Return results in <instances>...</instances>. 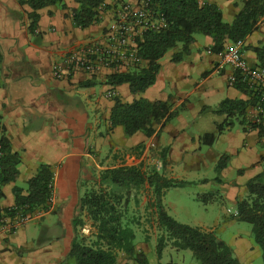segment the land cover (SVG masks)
Listing matches in <instances>:
<instances>
[{"label":"crops","instance_id":"0c3cea01","mask_svg":"<svg viewBox=\"0 0 264 264\" xmlns=\"http://www.w3.org/2000/svg\"><path fill=\"white\" fill-rule=\"evenodd\" d=\"M199 1L216 4L224 19L232 21L245 0ZM123 2L137 4L139 0H105L100 20L82 28L74 20L80 3L64 0L40 9L32 28L31 6L21 0H0V120L11 151L20 156L16 181L0 185V212L16 205V187L27 194L28 180L41 163L49 164L54 176L53 203L46 209L36 208L32 220L0 237V264H74L68 254L80 197L106 168L143 165L145 170L156 169L168 178L192 182L198 186L199 201V195L208 196L206 202L201 201L206 212L213 209L216 197L236 206L237 198L247 194L248 181L264 168V118L263 131L254 127V105H247L245 114L214 111L225 99L248 102L250 96L229 84L230 66L216 69L220 58L208 52L214 46L210 35L196 33L190 52L180 61H174L173 56L181 44L170 49L160 60L154 84L143 92H132L129 83L110 85L108 76L115 72L107 67L94 74L78 69L63 78L54 76V66L64 64L68 53L103 39L115 8ZM263 45L264 21L243 40L242 53L251 65L260 64L254 48ZM147 65L143 60L140 67ZM110 91L128 103L140 98L168 101L178 113L163 127L155 124L151 136L143 131L128 135L124 126L111 121L115 100L107 96ZM208 133L216 135L212 144L203 142ZM223 155L228 156V162L218 181L216 165ZM146 192L148 198L144 195L142 203L134 199L137 206L131 220L143 234L136 250L151 264L148 241L154 237L157 250L163 229L152 204V191L148 188ZM168 204L165 209L176 220L213 230L205 227V216L186 210L182 217L173 202ZM85 219L82 229L90 232L91 221ZM42 220L43 228L38 230ZM236 220L232 215L223 229ZM212 224H220L218 215ZM50 231L52 235L44 233ZM226 243L242 264H259L263 259L248 228L238 226ZM126 257L120 253L116 264H132Z\"/></svg>","mask_w":264,"mask_h":264},{"label":"trees","instance_id":"16d2710c","mask_svg":"<svg viewBox=\"0 0 264 264\" xmlns=\"http://www.w3.org/2000/svg\"><path fill=\"white\" fill-rule=\"evenodd\" d=\"M64 0H21L32 7V28L39 19L38 11L46 6L61 4ZM105 0H78L79 8L74 10L76 25L87 28L100 20L98 7ZM153 6L163 12L167 26L160 31L147 30L137 38L140 57L148 63L146 67H136L124 72H115L108 76L110 85L129 83L132 92L145 91L154 84L160 70L161 58L172 48L181 44V49L174 54V61H180L190 52V45L196 33L210 35L214 39V51L222 50L227 43L244 40L258 29L264 21V0H245L240 11L232 21H226L222 10L213 3H201L199 0H154ZM264 66V45L255 47ZM249 94L250 101L225 99L215 112L245 114L247 105H255L258 101L249 89L238 85ZM111 121L114 125L124 126L128 135L143 131L151 136L156 131L155 124L163 125L172 119L178 110H171L168 101H149L144 98L131 103L114 97ZM212 109V108H211ZM262 130V124H253ZM219 126V132L223 130ZM216 135L208 133L203 142L212 144ZM0 145L4 155L0 157L3 167L0 185L16 181L20 156L11 151L5 128L0 120ZM165 152L162 153V158ZM228 156L223 155L216 165V179L227 165ZM51 166L41 163L37 173L28 180L27 194L16 187V205L28 212L36 208L46 209L54 182ZM192 184L184 180L168 178L156 169L145 170L143 165H122L102 170L90 189L81 197L73 219L74 239L68 257L74 264H116L120 253L142 264H147L145 255L136 250V234L131 227L132 220L128 216L131 197L150 188L152 204L156 207L159 225L163 234L158 239L157 253L161 257L163 249L169 244L178 249H190L201 264H242L233 249L219 238L214 230L191 226L176 220L163 204L165 191L171 187ZM247 194L237 198V219L252 225L253 237L261 247L264 259V168L261 173L247 183ZM1 195V192H0ZM206 202V194L199 195ZM91 221L89 235L81 233L86 219Z\"/></svg>","mask_w":264,"mask_h":264},{"label":"built area","instance_id":"2783aa9c","mask_svg":"<svg viewBox=\"0 0 264 264\" xmlns=\"http://www.w3.org/2000/svg\"><path fill=\"white\" fill-rule=\"evenodd\" d=\"M154 0H139L137 4L123 2L117 6L113 18L105 29L103 39L99 42L89 43L77 50L68 53L64 64L54 66V76L63 78L74 70L81 69L87 73H97L101 68L107 67L114 72H124L139 67L143 59L139 55L137 38L147 30L160 31L167 26L165 14L153 6ZM101 3L98 10L101 11ZM243 40L227 43L219 51L212 48L208 52H215L220 62L216 69L226 66L232 68L228 77L230 85H243L249 89L253 96L258 98L254 105L255 114L253 124H261L264 118V66H253L242 53ZM108 97H115V92H108ZM4 155L0 145V157ZM3 167L0 162V176ZM51 195L48 204L54 201V182L51 185ZM228 212L231 213L229 209ZM232 215H239L236 209ZM32 212L18 206L9 207L0 212V237L3 234L15 232L21 226L32 220Z\"/></svg>","mask_w":264,"mask_h":264},{"label":"rangeland","instance_id":"374dc122","mask_svg":"<svg viewBox=\"0 0 264 264\" xmlns=\"http://www.w3.org/2000/svg\"><path fill=\"white\" fill-rule=\"evenodd\" d=\"M200 36H203L202 34H199ZM206 126H210V123L207 121L205 122ZM198 186L197 185H188L184 187H171L165 191L164 196V206L168 207L169 202H173L177 206V211L180 213V215H186V210L190 211L191 213L195 215H203L205 216V227L208 229H213L216 233V235L224 239L225 241H228L231 239V237L234 235V232L238 226H242L245 228H248L252 232V225L248 222L236 220L235 223L232 224V222L227 226L226 230H224V225L229 223L232 220V212H234L237 209L234 204L227 203L226 201L222 200L220 197H216V203L213 205V209H211L209 212H206L204 209V204L199 201L196 196L199 194ZM144 195L148 194L146 190L139 193L137 197H131L129 206H128V216L131 218L132 216H135L133 210L135 209L137 205H135L134 199L136 200L137 204H140L144 200ZM245 196V195H244ZM242 197V196H240ZM50 205V204H48ZM231 210L230 215L227 213L228 210ZM219 216L220 224L215 226L212 224V222L215 221V217ZM226 222V223H225ZM31 224H35L34 222H31ZM131 227L134 229L135 233L137 234V237L135 239V243L139 242L140 238L142 237V232L137 229L136 223H131ZM38 230L43 228V220L40 221V223L37 224ZM55 228V227H54ZM55 230V229H54ZM82 234L89 235L90 232L87 229H80ZM47 235H52L50 232H44ZM253 236V232H252ZM148 247L151 249L148 253L149 261L151 264H172L173 262L177 263H183V264H201L193 254V251L190 249H183L178 250L174 247H172L170 244L165 247L163 254L161 257L157 255L156 250V239L153 237L151 240L148 241ZM128 258V257H126ZM130 259V258H128ZM131 260V259H130ZM132 264H135L136 260L132 259ZM261 264L264 263L262 257L260 258ZM138 262V261H137ZM259 262V264H260ZM139 263V262H138ZM131 264V263H130ZM142 264V263H139Z\"/></svg>","mask_w":264,"mask_h":264}]
</instances>
